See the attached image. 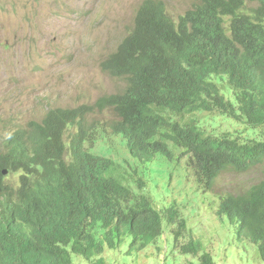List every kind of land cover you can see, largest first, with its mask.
Here are the masks:
<instances>
[{"label":"trees","instance_id":"trees-1","mask_svg":"<svg viewBox=\"0 0 264 264\" xmlns=\"http://www.w3.org/2000/svg\"><path fill=\"white\" fill-rule=\"evenodd\" d=\"M248 1L200 0L174 23L163 1L146 0L133 33L100 63L103 71L125 79L121 92L103 96L96 106L118 114L114 130L127 139L131 153L147 160L155 152L170 157L155 139L165 127L162 136L184 149L205 189L226 169L245 171L263 162L264 140L217 137L197 124L168 122L157 111H218L251 128L264 127V30L245 15ZM226 15L232 16L228 28ZM216 78L226 79L234 103L220 93ZM87 114L84 106L49 110L41 124H33L38 128L29 142L6 143L0 151V264H72V253L105 264L104 253L123 236L141 250L157 242L163 217L171 222L176 216L172 208L162 214L143 196L123 207L131 196L106 177L112 162L83 150L91 140L81 126ZM69 124L77 131L66 162L62 136ZM5 168L22 172L15 192L4 182ZM216 213L235 225L238 239L256 245L264 261V179L242 196H223ZM185 227L180 219L175 242ZM179 250L198 255L201 244L190 237ZM198 257L196 264H214L206 251Z\"/></svg>","mask_w":264,"mask_h":264},{"label":"rangeland","instance_id":"rangeland-1","mask_svg":"<svg viewBox=\"0 0 264 264\" xmlns=\"http://www.w3.org/2000/svg\"><path fill=\"white\" fill-rule=\"evenodd\" d=\"M140 1L0 0L1 146L7 131L31 120L40 121L51 107L92 104L100 96L124 87L122 79L103 73L98 62L130 29ZM195 1L165 0L172 13L182 12ZM163 113L181 123L194 120L214 134L264 138V130L256 133L242 120L235 121L216 111ZM91 119L108 123L117 117L112 110H104L95 112ZM73 131L70 126L65 138ZM92 150L110 155L115 161L113 174L139 194L135 182L138 178L143 184L142 191L158 210L163 211L170 204L176 206L187 221V230L212 255L215 264H264L256 245L245 238L237 239L235 225L215 214L218 196L240 193L260 181L264 177V163L245 172L226 170L216 179L212 192L203 193L186 159L169 162L157 155L139 167L128 155L122 140L110 135ZM173 150L177 157L180 149ZM6 181L16 187L18 174L7 173ZM163 228L160 241L141 250L130 247V237L126 236L118 248L105 252V264L196 263L197 256L182 254L173 245L170 232L175 225L168 224L165 217ZM188 239L185 231L178 244ZM91 263L78 256L72 259V264Z\"/></svg>","mask_w":264,"mask_h":264},{"label":"clouds","instance_id":"clouds-1","mask_svg":"<svg viewBox=\"0 0 264 264\" xmlns=\"http://www.w3.org/2000/svg\"><path fill=\"white\" fill-rule=\"evenodd\" d=\"M146 0H141L139 3H138V5H137V7H136V9H135V12H134V16H133V20H132V25H131V27H130V29L125 33V35L120 39V41L116 44V46L114 47V49H112L110 52H108V53H106L100 60H99V62H98V65H99V68H100V70L103 72V73H105V74H107V75H109V76H111V77H114V78H119V79H122L123 80V82H124V87L120 90V91H117V92H121L124 88H125V79L124 78H122V77H115V76H112V75H110V74H108L107 72H105V71H103L102 69H101V67H100V63H101V61L102 60H104L110 53H112L113 51H115V49H116V47L118 46V45H120L127 37H129L132 33H133V31H134V29H135V25H136V21H135V16L137 15V13H138V10L140 9V7L142 6V4L145 2ZM156 1H158V0H156ZM161 1H163V3H164V6H165V13L172 19V21L174 22V23H177L178 21H179V19H180V17H182V16H184L185 14H186V12H188L189 10H191V9H193V7L195 6V5H197L199 2H200V0H196L195 1V3H193V4H191L189 7H187L185 10H183L182 12H178V13H172L170 10H169V8H168V6H167V4H166V2H165V0H161ZM245 15H248L249 17H250V19H251V21L252 22H254V24H256L258 27H259V30H264V4H261V2L259 1V0H249L248 2H247V9H246V14ZM222 18H223V20H224V25L228 28V26H229V23H230V21H231V19H232V16L231 15H226V16H222ZM142 25H143V30H142V33L144 34V35H147V33L149 32V30L150 29H148L147 28V26L146 25H144L143 23H142ZM84 35V34H83ZM83 37H85V36H83ZM85 44H87V42H85ZM216 82H218V86H219V90H220V93L224 96V98L226 99V100H229V101H231V102H235V100H234V95H233V93H232V89H231V87H230V85L228 84V82L226 81V79H224V80H220L219 78H216V79H214ZM117 92H114V93H117ZM110 94H113V93H110ZM110 94H106V95H102V96H100L99 98H97L96 100H95V102H93L92 104H88V103H84V104H80V105H78V106H75V107H51V108H49V109H47V111L45 112V114H44V116L46 115V113L49 111V110H53V109H56V108H63V109H66V108H76V107H79V106H84L85 108H86V110H87V112H88V114H87V116L85 117V123H83L81 126H84L85 128H87L88 129V131H89V134H90V137H91V140L90 141H85L84 142V144H83V150L84 151H86L87 153H90V154H92V155H95V156H98V157H101V158H103V159H106V160H108V161H110V162H112V166H111V168L106 172V177L107 178H113L114 180H116L122 187H124L125 189H127L128 191H129V196L128 197H130V201L128 202V203H126V202H122V205H123V207H126V206H128V205H130L133 201H134V199L135 198H138L139 196H143V197H145V198H147L148 200H150L151 201V204L153 205V207L155 208V206H154V204H153V201L151 200V198L146 194V192L144 193L143 191H142V188H143V184L139 181V179L137 178V179H135V182H137L138 183V189H139V191L138 192H140L139 194L137 193V192H134L130 187H129V185H127L123 180H121L118 176H116V175H114L113 174V170H114V168H115V161H114V159L113 158H111L110 157V155H106V154H103V153H97V152H95V151H93L92 150V148L99 142V141H101L104 137H106V136H115V137H119L121 140H122V142L124 143V146H125V148H126V150H127V152H128V155L132 158V160L133 161H135V162H137V164L139 165V167L141 166V164H145V163H149V162H151L152 160H153V158L155 157V156H157V155H160L162 158H164V160H166V161H169V162H172V161H175V160H177V161H180L182 158L183 159H186V161H187V163H188V166L192 169V171H193V173H194V175H195V177H196V179H197V185L199 186V188L202 190V192L203 193H207V192H212V188H213V186H214V183H215V181H216V179L219 177V175L221 174V173H223L224 171H226V170H224V171H222L215 179H214V181H213V184H212V186L209 188V189H205L204 188V185H203V183L202 182H200V179H201V176L199 175V173H198V171H197V169H196V167H193L192 166V162L190 161V158L188 157V154H184L183 152H184V149L183 148H181L180 146H178V145H176L171 139H169V138H166V137H164V136H162V133H165V132H167V129L165 128V127H163V128H161L160 130H159V132L157 133V135L155 136V139H156V141H160V142H162V143H164L165 144V146H166V149H167V151H169L170 152V157H166L164 154H162V153H160V152H155V154L151 157V159H149V160H147V159H141V158H139V157H137V156H135V155H133L132 153H131V151H130V149H129V146H128V143H127V139L120 133V132H117V131H115L114 130V126L117 124L116 122H118L119 120H120V117L118 116V114L114 111V109L112 108V107H105V108H102V109H100V108H98L97 106H96V102L100 99V98H102L103 96H107V95H110ZM104 110H112L113 112H114V114H115V116L117 117V119L115 120V121H110V122H108V123H102V122H98V121H96V120H94V119H91V116L95 113V112H100V111H104ZM165 111H168V112H171V113H173V114H175V115H183V114H191V113H195V112H206V113H211V112H207V111H202L201 109H198V110H193V111H183V112H180V113H177V112H174V111H172V110H170V109H168V108H165V109H163V110H159V111H157V114L159 115V116H161V117H163L164 119H166L168 122H174V123H178L179 125H181V126H185V125H187V124H197L199 127H200V129H202L206 134H212V135H214V136H217V137H220V136H231V137H237L239 140H241V141H250V140H252V139H256L257 141H262V140H264V138H262V137H260L259 135H254V136H251V137H246V136H242V135H238V134H214V133H211V132H207V131H205L200 125H199V123H197L196 121H194V120H190V121H188V122H186V123H181V122H179L178 120H170L169 118H167V116L163 113V112H165ZM213 112H215V111H213ZM216 112H218V111H216ZM219 114H221L220 112H218ZM222 115V114H221ZM44 116L42 117V119L44 118ZM222 116H225V115H222ZM225 117H227V116H225ZM227 118H231V117H227ZM42 119L40 120V121H34V120H31V121H29V122H27L24 126H18V127H16V128H14V129H12V130H10V131H7L6 132V134H4L3 136H2V146H1V141H0V151H2L4 148H5V144L6 143H8V145L10 144V145H14V144H17V143H19V142H29V140L33 137V135L36 133V130H37V128L38 127H34L33 126V124L34 123H37V124H41V121H42ZM231 119H233V120H235V121H243L245 124H246V122L243 120V119H234V118H231ZM247 125V128L248 129H251L252 131H256V133H258L259 131H261V130H264V127H258V128H251L248 124H246ZM70 126H72V128H73V133H72V135L68 138V139H66L65 138V135H66V131H67V129L70 127ZM76 131H77V127H74V125L73 124H69L68 126H67V128L64 130V132H63V136H62V139H63V143H64V146H65V152H64V159H65V161L66 162H70L71 161V159H72V156H71V151H70V148H69V146H70V144H69V142H70V140L72 139V137L75 135V133H76ZM173 148H178V149H180V152H179V154H178V156L177 157H175L174 156V150H173ZM264 163V161L263 162H261V163H259V164H257V165H255V166H253V167H251L250 169H252V168H255L256 166H259V165H261V164H263ZM250 169H248V170H250ZM135 169L133 168V171H134ZM229 170H232V169H229ZM248 170H245V171H248ZM235 171V170H234ZM245 171H237V172H245ZM138 171H136V173H137ZM1 173L3 174V178H4V182L6 183V184H8V185H10V187L12 188V190H13V192H15V191H17L18 190V188L20 187V175L22 174V172H20V171H11V170H7L6 168L5 169H2V171H1ZM7 173H17L18 174V185L16 186V187H14V186H12L10 183H8L7 181H6V174ZM139 177V176H138ZM141 178V177H140ZM264 179V177L260 180V181H262ZM260 181H258V182H260ZM258 182H256V183H258ZM256 183H254V184H256ZM254 184H252V185H254ZM252 185H250L247 189H245L244 191H241L240 193H225V194H223V195H220V196H218V198H217V201H218V206H217V209L215 210V214H216V216H218L219 218H221V219H223V218H226V216L225 215H218L216 212H217V210H219V204H220V201H221V198L223 197V196H225V195H227V194H232V195H237V196H242V194L243 193H245ZM146 190H147V188H146ZM122 199H120V201H121ZM167 208H172L175 212H176V216L173 218V220L171 221V222H169V221H167V219H166V221H167V223L168 224H170V225H175V228L174 229H172L171 230V238H172V240H173V245L174 246H176L177 247V249H178V251L180 252V250H179V246L181 245V244H184V243H186L188 240H186L185 242H181V243H179L178 244V240L180 239V237L183 235V233L185 232V231H187V234L189 235V238L190 237H192L193 238V235H192V232H191V230H187V221H186V219L184 218V216H182L180 213H179V211L177 210V207L176 206H174L173 204H170L169 206H166V208H164V210L163 211H160L162 214H164V211H166V209ZM155 209H157V208H155ZM158 210V209H157ZM164 218V217H163ZM166 218V217H165ZM180 219H182V220H184V222H185V228L184 229H181V236L178 238V240H177V242H175V240H174V236H173V231L177 228V222L180 220ZM227 219V218H226ZM228 220V219H227ZM229 221V220H228ZM230 223V222H229ZM232 224V223H231ZM234 225V224H233ZM162 226H163V219H162ZM166 229V231H168V228H165ZM169 232V231H168ZM163 235H164V228H163V232H162V234H161V236L159 237V239H157V242H159L160 241V239L163 237ZM126 236H129L128 234L127 235H125V236H123V238H122V240H121V242L123 241V239L126 237ZM130 237V236H129ZM237 238V237H236ZM194 240H197L196 238H193ZM238 239V238H237ZM242 239V238H241ZM246 239V238H245ZM197 241H199V240H197ZM130 242H131V237H130ZM130 242H129V244H130ZM121 244V243H120ZM119 244V245H120ZM153 244H155V243H151V245H153ZM201 244V243H200ZM150 245V244H149ZM161 246H162V244H161ZM119 247V246H118ZM117 247V248H118ZM130 247H131V245H130ZM136 247V246H135ZM163 247V246H162ZM173 247V246H172ZM137 248V247H136ZM146 248V247H145ZM164 248V247H163ZM144 249V248H143ZM107 251V250H106ZM206 250H204L203 249V247H202V245H201V252H199V254L198 255H194V256H197V262H199V255L201 254V253H203V252H205ZM207 252V251H206ZM181 253V252H180ZM209 253V252H208ZM105 254V253H104ZM183 254V253H182ZM188 255H190V253H187ZM210 254V253H209ZM193 255V254H192ZM211 255V254H210ZM73 256H78V257H81V258H84L83 256H81V255H77V254H74V253H72L71 254V259H73ZM104 256V255H103ZM211 257H212V255H211ZM85 260H90V259H86V258H84ZM104 260H105V257H104ZM212 260H213V257H212ZM196 262V263H197ZM196 263H194V264H196ZM213 263H214V260H213ZM181 264H183V263H181ZM186 264H188V263H186ZM193 264V263H192ZM215 264V263H214Z\"/></svg>","mask_w":264,"mask_h":264}]
</instances>
